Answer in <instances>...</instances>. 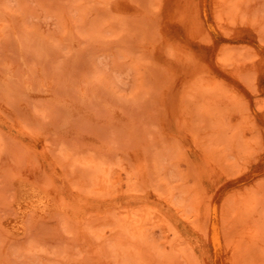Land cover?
<instances>
[{"label": "rangeland", "instance_id": "obj_1", "mask_svg": "<svg viewBox=\"0 0 264 264\" xmlns=\"http://www.w3.org/2000/svg\"><path fill=\"white\" fill-rule=\"evenodd\" d=\"M0 264H264V0H0Z\"/></svg>", "mask_w": 264, "mask_h": 264}, {"label": "bare ground", "instance_id": "obj_2", "mask_svg": "<svg viewBox=\"0 0 264 264\" xmlns=\"http://www.w3.org/2000/svg\"><path fill=\"white\" fill-rule=\"evenodd\" d=\"M200 14V13H199ZM219 26V25H218ZM219 28H220V26H219ZM207 29V31H209L210 29L209 28H206ZM214 29V28H213ZM218 30V29H217ZM220 31V30H219ZM213 40V39H212ZM212 43V42H211ZM110 171V170H109ZM58 172V171H57ZM37 192H39V191H37ZM32 195L28 198V202H27V205H25L24 207H22V209L23 210H25V209H27V206H35V205H37V207L39 208V209H41L42 207H43V203H47V202H49V201H51V197H50V194H46V196L44 195V197L45 198H42V197H40L39 195H38V193H36V191H33L32 193H31ZM42 196V195H41ZM63 196V195H62ZM45 201V202H44ZM63 201V200H62ZM45 205H47V204H45ZM61 206V205H60ZM46 207V206H45ZM75 210V209H74ZM61 213V212H60ZM64 213V212H63ZM62 213V214H63ZM65 214V213H64ZM146 215V214H145ZM58 216V215H57ZM147 216V215H146ZM129 217V216H128ZM50 219V218H49ZM138 220V219H137ZM221 239V235L220 234H217V235H215L214 236V239H211V242L213 241V242H217L218 240H220ZM208 243H209V241H208Z\"/></svg>", "mask_w": 264, "mask_h": 264}]
</instances>
